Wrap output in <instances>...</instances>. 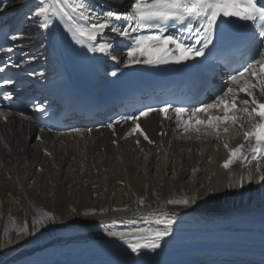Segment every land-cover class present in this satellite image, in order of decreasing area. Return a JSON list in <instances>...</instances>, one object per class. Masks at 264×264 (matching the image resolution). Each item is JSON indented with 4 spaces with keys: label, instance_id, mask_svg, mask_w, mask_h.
<instances>
[{
    "label": "bare ground",
    "instance_id": "obj_1",
    "mask_svg": "<svg viewBox=\"0 0 264 264\" xmlns=\"http://www.w3.org/2000/svg\"><path fill=\"white\" fill-rule=\"evenodd\" d=\"M100 1L109 4L122 0ZM21 2L13 0V6L5 9L0 17V22L14 20L24 34L22 40L13 42L14 51L7 55L19 59L21 53L25 54L21 66L35 67L34 77L40 84L36 88L45 95L59 94L64 99L66 93L58 87L61 80L56 69L65 68L67 52L58 20L50 30L39 29L30 14L29 19L24 18L38 0H27L24 8L19 7ZM115 51L114 44L116 60L103 53L89 52L97 61L105 59L126 65V53ZM32 56L35 59H28ZM140 123L155 143H148L138 134L126 137L132 122L117 124L115 134L106 127L93 128L90 133L86 130L81 136L41 132L30 117L13 113L8 123L0 119V244L6 243L4 230L14 227L10 218H15V226H19L25 219L30 223L42 211H52L59 221L69 215L71 207L81 213L97 209L93 217H73L65 221L67 226L49 225L0 248V264L18 261L50 246L112 238L106 235L107 231L125 230L128 219L138 218L133 215L137 212L144 215L153 211H176L173 232L252 234L264 231V182L246 185L243 189H226L230 173L222 164L229 153L222 142L213 136L200 135L196 139L198 134L194 132L182 134L176 131L172 120L160 113L141 118ZM162 132L166 135H160ZM37 135L43 137L42 142L35 139ZM226 135L232 147L241 142L242 133L238 130ZM188 136L192 139H187ZM114 140L118 143H113ZM45 148L51 156L45 155ZM231 171L238 174L241 168L233 165ZM207 188L218 190L215 197L208 199L202 195L198 206L191 209L164 203L170 198L202 194ZM140 197L145 199L144 205L138 204ZM113 220H117L115 225ZM10 234L15 238L14 232ZM146 264H264V254L207 252Z\"/></svg>",
    "mask_w": 264,
    "mask_h": 264
},
{
    "label": "snow or ice",
    "instance_id": "obj_2",
    "mask_svg": "<svg viewBox=\"0 0 264 264\" xmlns=\"http://www.w3.org/2000/svg\"><path fill=\"white\" fill-rule=\"evenodd\" d=\"M12 6L13 0H0V17L5 9ZM26 6L27 0H22L19 7ZM29 14L36 26L46 31L50 30L57 20L62 21L64 28L77 44L86 46L93 53L111 56L113 60L117 59L113 55L116 38H127L132 46L127 49L126 65L181 64L196 60L198 57H204L209 47L214 44L218 22L222 18H236L247 22L248 30L242 42L248 46V55L238 68L228 74L225 86L213 93L210 102L180 107H174L170 102H164L159 107L146 105L138 114L120 115L106 127L115 134L117 124L131 121L133 126L126 133V137L138 134L152 144L155 141L149 138L140 121L152 113H160L165 119H174L177 129L182 133H197L196 139H200V135L213 136L216 141L222 142L229 153L222 164L230 173L226 189H243L246 185L264 182V0H134L126 11H119L115 7L107 11L97 9L89 0H38L29 12L24 14V18L29 19ZM3 23L6 26V21ZM224 24H229V21L225 20ZM23 38L22 29H16V34L10 36L12 42ZM0 52L10 54L13 47H0ZM24 62L23 53L18 60L7 55L3 66H0V73L9 65L20 68ZM40 75L44 74L41 72ZM111 75L116 76L117 72L113 71ZM14 83L12 78H0V87ZM13 94L14 91H5L3 99L10 101ZM9 107L0 105V119L5 123L9 122L11 115L10 111H5ZM34 110L44 113L46 105L36 103ZM212 110L219 114L213 115ZM170 111L172 115H169ZM17 115L23 116L24 113ZM245 123L248 124L247 128ZM228 124L242 133L241 142L235 147L231 146L228 136L225 135L230 129L224 125ZM43 130L40 129L41 132ZM72 131L84 135L82 129L74 128ZM87 131L90 133L92 129ZM160 135L166 133L162 132ZM186 138L192 139L191 136ZM35 139L42 142L43 137L37 135ZM113 143L118 141L114 140ZM139 143L137 139L136 144ZM5 146L8 147L7 144ZM43 151L47 156L52 155L47 148ZM233 165L241 168L240 173L231 171ZM39 170L43 171V168ZM192 171L195 174L196 169ZM217 191L216 188H207L202 194L197 192L195 195L170 198L164 203L191 209L194 205L198 206L202 195L212 199ZM145 203L143 197L138 199L139 205ZM123 210L126 211L127 208ZM96 212L97 209L93 208L81 213L71 207L69 215L58 221L57 215L52 211H42L34 216L30 223L25 219L19 226H15V218H10L14 227L4 230L6 243L0 244V248L17 243L49 225L59 223L67 226L66 220L73 217H93ZM133 215L138 218L128 219V227L125 230H109L106 235L126 246V255L129 258L126 264H146L145 258L148 254H158L157 250L162 248L165 238L172 236L178 213L165 210L144 215H138L137 212ZM116 223L117 220L112 221L113 225ZM12 232L15 233V238L10 234Z\"/></svg>",
    "mask_w": 264,
    "mask_h": 264
},
{
    "label": "rangeland",
    "instance_id": "obj_3",
    "mask_svg": "<svg viewBox=\"0 0 264 264\" xmlns=\"http://www.w3.org/2000/svg\"><path fill=\"white\" fill-rule=\"evenodd\" d=\"M233 132H234V134L236 133V131H235V130H234Z\"/></svg>",
    "mask_w": 264,
    "mask_h": 264
}]
</instances>
